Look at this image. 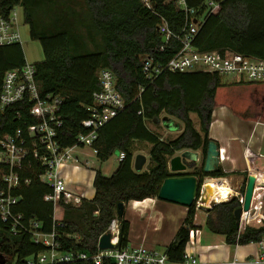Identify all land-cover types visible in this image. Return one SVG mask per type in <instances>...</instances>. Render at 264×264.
Returning <instances> with one entry per match:
<instances>
[{"label":"trees","instance_id":"16d2710c","mask_svg":"<svg viewBox=\"0 0 264 264\" xmlns=\"http://www.w3.org/2000/svg\"><path fill=\"white\" fill-rule=\"evenodd\" d=\"M184 1L199 16L203 14L204 0ZM149 2L150 7L141 0H0V16H7L12 8L21 6L30 38L41 45L44 59L34 64L35 79L41 94L61 97L58 113L62 126L56 139L62 146L73 145L76 136L87 131L81 122L88 117L87 107L92 104L93 92L99 88L98 70L107 68L115 74L116 87L124 99V108L98 130L92 144L100 161L110 158L114 150L124 152V158L110 176L95 170L91 199L82 200L78 206L57 202L62 214H55V221L64 226L55 228L63 249L95 252L99 237L117 214L118 203L156 198L160 184L167 177L186 174L199 178L222 177L221 170L202 171L209 142L208 127L215 108L227 107L243 120L264 121V82L227 83L207 72H164L153 82L145 79L142 57L148 55L166 61L180 46L172 38L162 42L158 32L161 18L173 34L180 33L186 22L177 0ZM192 44L201 51L230 48L264 58V0H218L204 14ZM161 46H164L162 51ZM23 62L20 44L0 46V79L5 71ZM162 113L182 124H177L181 132L167 141L146 126L147 121H156ZM190 113L198 118L199 129L193 126ZM32 122L18 104L9 106L0 121V137ZM134 142L150 145L145 170L133 168ZM27 147L22 166L14 170L22 181L27 180L12 190L20 196L14 210L26 220L36 219L47 232L55 221L53 205L44 196L52 190L39 179L45 166L33 156L30 141ZM181 150H200V167L190 162L186 163L192 169L190 172L169 171L168 161ZM2 170L8 168L0 165V173ZM4 188L0 177V190ZM244 190L245 187L243 193ZM239 206L234 196L213 204L206 210L205 225L211 232L223 235L229 245L260 243L264 240V211L261 225L245 223L240 230L234 217ZM195 211L194 204L188 207L173 241L164 248L172 261L182 260L189 230L199 228L193 222ZM120 221L118 247H125L129 222L123 216ZM39 250L41 246L35 245L28 234H12L8 226L0 224V260L17 256V263L22 264L26 256Z\"/></svg>","mask_w":264,"mask_h":264},{"label":"built area","instance_id":"2783aa9c","mask_svg":"<svg viewBox=\"0 0 264 264\" xmlns=\"http://www.w3.org/2000/svg\"><path fill=\"white\" fill-rule=\"evenodd\" d=\"M146 7H150L149 0H141ZM218 4V0H204L205 8L202 15L196 13V9L186 5L184 0H177V5L185 13V25L178 34H173L165 20L161 18L158 32L165 37L164 43L169 39L179 42V49L166 61L157 60L152 56L142 57V71L148 82H153L164 72H207L229 79L231 82H264V58L247 55L234 51L230 48H221L201 51L192 43L199 25H201L204 14ZM12 8L7 16H0V46L18 43L20 44L19 21L17 13ZM164 46L159 48L160 51ZM99 82L98 90L92 94V104L87 107L88 117L81 122V126L87 131L80 132L73 145L62 146L56 139L57 131L62 126V119L58 110L61 97L53 94H41L35 79V66L25 60L17 68L5 71L0 79V121L7 108L18 104L25 110L32 123L25 127L15 129L11 134L0 137V165L7 167V171H1L0 177L5 188L0 190V224L9 227L12 234H28L30 240L41 246V250L34 252L24 258L22 264H264V252L256 259L244 262L236 259L231 262H211L195 256L189 247L199 243L200 232L197 228H191L188 233V241L180 261H172L164 250L156 247H148L144 244L126 245L118 247L121 221L117 214L110 220L104 233H110L112 248L101 249L97 246L93 253L83 251H71L63 249L61 236L55 227H63L61 222L55 221L57 202L62 200L74 206L81 204L86 199L85 194L78 189L68 187L67 181L61 175V168L67 163L73 168L88 165V161L80 162L77 148H92L96 140L98 130L119 110L124 108V99L116 87V76L107 68L97 71ZM141 90V89H140ZM21 117L19 111H16ZM31 142L32 153L35 158L45 166V171L39 175L42 183L47 184L52 192L44 196V200L53 205V223L50 231H43L41 223L36 219L26 220L21 213L15 212L20 196L12 192L22 181L19 174L14 170L19 169L27 154V142ZM124 152H119L118 161L124 158ZM250 208L242 212L240 217V230L242 222L249 217V213L263 217L264 211V176L255 175ZM207 183L199 185L194 208L207 210L213 204L220 203L215 197L205 190ZM234 196L243 204L244 193L235 191ZM226 201V200H225ZM97 214V212H95ZM65 236H69L68 234ZM100 238V237H99ZM99 240V239H98ZM262 240L260 243H263ZM210 247V246H209ZM17 256L9 259H1L0 264H19Z\"/></svg>","mask_w":264,"mask_h":264},{"label":"crops","instance_id":"0c3cea01","mask_svg":"<svg viewBox=\"0 0 264 264\" xmlns=\"http://www.w3.org/2000/svg\"><path fill=\"white\" fill-rule=\"evenodd\" d=\"M208 138L209 141L213 140L218 145L220 156L218 157L217 170H221L223 176L213 178L218 179L222 184L229 187V190H225V192L230 191L231 188L233 191H240L246 186L247 176L249 174H262L264 176V121L240 119L229 112L226 107L221 106L215 108L212 112V121L208 127ZM146 144L149 150L150 145L148 143ZM183 151L185 150L178 151L175 155H180ZM191 152L197 154L194 167H200L202 161L201 151L196 150ZM141 155L146 159L145 168L143 167V170H145L149 163L148 151L146 154L141 153ZM185 162L190 163L191 161L185 160ZM67 168L73 167L71 164L67 163L61 168V175L67 181L68 187L78 189L84 193L85 189L78 183L73 184L70 181L66 172ZM190 171H192V169L187 166L185 172ZM94 172L95 171H93V178ZM93 195L94 188L91 196L89 197L88 195L86 199H91ZM128 204L131 205V209L135 213L126 217V209L124 208L123 217L129 222L128 244L130 242L131 245L135 246L144 244L148 247L161 246L165 248L173 241L188 210L185 206L166 202L157 198H146L142 201H129L124 205ZM196 211L193 222L195 225L199 226L197 229L200 232V240L198 244L188 249L198 258L211 262H231L234 259L244 262L254 260L261 252H264L263 243L229 245L225 242L223 235H220L221 239L218 242L219 244L214 245L213 241L210 239L214 240L215 234L212 232H209L210 234H204L202 228L207 213L205 218L200 222L196 219ZM212 249H219V252H215L217 254L212 255Z\"/></svg>","mask_w":264,"mask_h":264},{"label":"rangeland","instance_id":"374dc122","mask_svg":"<svg viewBox=\"0 0 264 264\" xmlns=\"http://www.w3.org/2000/svg\"><path fill=\"white\" fill-rule=\"evenodd\" d=\"M13 11H15L17 13V17H18V21H19V32H20V42L19 43H20V46H21V49L23 52L24 60L29 64H35V63L41 62L44 59L41 45H40L39 41L32 40L30 38L28 25L25 24L24 20H23V10H22L21 6H15ZM222 81L227 82V83L231 82V81H229L228 77L224 78V80H222ZM229 112H231V111L229 110ZM189 116L193 122V126L196 129H199V122H198V118L196 117V115L193 113H190ZM163 119L165 121H163ZM177 124H179L180 126L182 125L178 119H176L175 117H171L165 113L160 114L159 118L156 121H147L146 122V126L153 133H155L161 140H165V141L175 138L181 132V130L179 129ZM167 125H169V126H167ZM134 143L135 144H134L133 158H135V156L137 154H141V153L146 154L147 153L148 145L146 143H144V142H134ZM75 152L79 153L80 162H84L85 160H87L88 165L87 166L83 165L80 168H67V170H66L67 176H68V178H70V181L73 184L78 183L83 189H85L87 191V193H86V191L84 190L85 197H87L88 195L90 197L91 194L93 193V185H92L93 184L92 183L93 171L100 170L103 175L110 176L118 165L119 151L114 150L112 155L110 156V158H108L107 160H104V161L98 160L97 157H95V155L93 154V152L91 151V149L89 147H84L83 149L77 148V149H75ZM91 156H93V157H91ZM148 162H149V159H148ZM145 164H146V159L143 163L142 170H143V167ZM142 170L138 169L136 171H142ZM231 189H230V193L234 194L235 191H233ZM242 190H243V188L239 192L243 193ZM124 208L126 209V212H125L126 217L129 216L130 214L135 213L132 211L130 204L124 205ZM60 212H62L61 208H58L56 210V214L57 213L62 214ZM196 212H197L196 219L201 222L203 220V218H205L206 211L202 210V209H197ZM260 218H261L260 215L257 216V215H253L252 213H249V217H247L242 222L241 228H243L245 223H247L248 225L254 226V227H258L259 225H261V219ZM202 228H203L204 234H210L209 232H211V231L207 228L205 223L203 224ZM213 234H215L214 235L215 239L214 240L210 239V240L213 241L214 245H218L219 244L218 242L220 241L221 236H220V234H217V233H213ZM263 244H264V242H263ZM128 245L131 246V243L129 242ZM132 246H134V245H132ZM156 248L160 249V250H164V248L161 246H156ZM215 252H219V249H212L211 250L212 255L217 254Z\"/></svg>","mask_w":264,"mask_h":264},{"label":"water","instance_id":"95a60500","mask_svg":"<svg viewBox=\"0 0 264 264\" xmlns=\"http://www.w3.org/2000/svg\"><path fill=\"white\" fill-rule=\"evenodd\" d=\"M162 42L165 41V37H161ZM163 121H165L163 119ZM219 149L216 142L210 140L207 144L206 156L203 164L202 171L208 173L211 171H217ZM184 159V162H183ZM197 159V154L189 150L183 151L180 155H174L170 158L168 162L169 170L171 172H185L187 164L185 160H190L195 162ZM145 157L141 154H137L134 158V169H142ZM213 177H202L199 178L195 175H176L165 178L160 184L159 191L157 194V199L163 200L166 202H171L174 204L182 205L185 207H190L194 204L197 191L200 183H208L210 180H213ZM216 180V179H215ZM256 177L253 174L247 176V182L244 190L243 204L234 210V217L236 221V226L240 227V217L242 212H246L250 208V202L252 199L254 184ZM205 190L207 196L210 194L208 185L206 184ZM124 214V203L120 202L117 205V216L121 218ZM98 246L101 249L112 248L113 245L110 242V233H104L100 236L98 240Z\"/></svg>","mask_w":264,"mask_h":264},{"label":"bare ground","instance_id":"6f19581e","mask_svg":"<svg viewBox=\"0 0 264 264\" xmlns=\"http://www.w3.org/2000/svg\"><path fill=\"white\" fill-rule=\"evenodd\" d=\"M207 185L210 190V195L212 198L215 197L217 201L223 202L230 195V191L225 192V190H229V187L222 184L218 179L210 180Z\"/></svg>","mask_w":264,"mask_h":264}]
</instances>
